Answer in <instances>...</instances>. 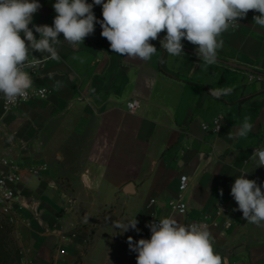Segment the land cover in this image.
<instances>
[{"label":"crops","instance_id":"obj_1","mask_svg":"<svg viewBox=\"0 0 264 264\" xmlns=\"http://www.w3.org/2000/svg\"><path fill=\"white\" fill-rule=\"evenodd\" d=\"M38 2L33 24L52 26L56 0ZM93 12L103 20L101 5ZM258 14L249 11L221 34L217 63L206 69L187 40L184 56L167 54L160 44L165 33L150 41L158 52L149 61L114 53L99 23L77 49L64 41L58 45L60 59L46 60L31 75L34 85L49 89L46 98L31 102L49 105V118L37 134L41 144L34 147L36 163L47 170L40 176L24 173L20 181L26 206L12 232L21 260L136 264L127 238L141 239L150 217L185 224L211 213L221 200L233 217L226 229L209 228L214 250L230 264H264V223L245 221L231 196L236 176L244 171L247 179L264 185V167L255 168L250 159L254 149L264 148V28L253 22ZM217 87L233 91L215 98L209 90ZM131 99L138 104L128 111ZM216 116L223 123L211 132ZM245 117L252 131L228 139ZM8 150L0 147L10 155ZM182 174L188 184L179 190ZM150 198L156 202L146 206ZM171 199L185 202L186 213L170 210ZM134 218L139 231L122 233L117 227Z\"/></svg>","mask_w":264,"mask_h":264},{"label":"clouds","instance_id":"obj_2","mask_svg":"<svg viewBox=\"0 0 264 264\" xmlns=\"http://www.w3.org/2000/svg\"><path fill=\"white\" fill-rule=\"evenodd\" d=\"M94 5L102 6V21L97 20ZM40 7L38 0H0V94L9 101L25 97L34 85L25 70L40 62L33 52L58 61V45L64 41L77 49L94 33L96 23L110 49L128 60H151L158 51L150 41L165 33L160 44L167 54L184 56L182 41L187 40L196 46V55L205 69L217 63L218 49L223 47L221 34L239 24L238 20L246 18L249 11L259 13L253 16V22L264 28V0H56L52 26L33 24ZM30 53L33 60L28 63ZM54 87H61V82ZM232 91L230 87H217L209 94L220 98ZM253 127L250 117H245L234 132L228 133V139L247 137ZM250 159L255 168L264 167V148L254 149ZM248 173L236 176L231 196L244 220L260 226L264 223V185L247 179ZM137 224L134 218L117 227L122 233L139 231ZM147 226L150 239L127 238L130 251L136 253V264H229L227 256L214 250V237L205 224L186 225L174 217H163Z\"/></svg>","mask_w":264,"mask_h":264},{"label":"built area","instance_id":"obj_3","mask_svg":"<svg viewBox=\"0 0 264 264\" xmlns=\"http://www.w3.org/2000/svg\"><path fill=\"white\" fill-rule=\"evenodd\" d=\"M234 26V25H231ZM47 54L40 58V62L35 64L33 67H26L25 70L30 73V75H36L40 69L43 67L44 62L48 60L46 58ZM33 60L32 56H29L28 63ZM49 89L41 85H33L25 97L17 99L15 101L7 100L2 94L0 96V108L2 110H10L22 104L31 103L35 100H41L48 96ZM138 101L136 99H131L127 101L126 108L128 111H133L137 106ZM223 121L221 116H216L213 119V125L210 129L211 132H216L221 127ZM202 129H207L205 123L201 124ZM47 170V166L44 163H30L25 164L21 159L14 155H8L6 153L0 152V217L4 218L6 221L12 224V226L19 220L20 210L26 206L22 190L20 187V181L24 173H28L34 176H40L43 172ZM188 184V177L186 175L179 176L178 188L183 190ZM154 198H150L146 206L155 203ZM167 207L175 212L185 214L187 211V205L180 199H171L166 203ZM232 213L225 201H218L214 205L213 211L211 213H206L197 219H192L187 221L185 224L197 223L205 224L209 228L226 229L232 224ZM160 220L159 218L152 216L147 221V225ZM151 231L147 226V231L142 235L141 239H150ZM21 264H27L25 261L21 260ZM230 264V263H229Z\"/></svg>","mask_w":264,"mask_h":264},{"label":"rangeland","instance_id":"obj_4","mask_svg":"<svg viewBox=\"0 0 264 264\" xmlns=\"http://www.w3.org/2000/svg\"><path fill=\"white\" fill-rule=\"evenodd\" d=\"M48 107L45 102H35L7 111L0 108V147L27 163L40 161L34 147L41 144L42 137L37 134L47 122L44 117L49 118ZM12 230L0 249V264H21V252Z\"/></svg>","mask_w":264,"mask_h":264},{"label":"trees","instance_id":"obj_5","mask_svg":"<svg viewBox=\"0 0 264 264\" xmlns=\"http://www.w3.org/2000/svg\"><path fill=\"white\" fill-rule=\"evenodd\" d=\"M11 227V223L0 217V249H2L4 241H6L7 237L9 236V233L12 230Z\"/></svg>","mask_w":264,"mask_h":264},{"label":"water","instance_id":"obj_6","mask_svg":"<svg viewBox=\"0 0 264 264\" xmlns=\"http://www.w3.org/2000/svg\"><path fill=\"white\" fill-rule=\"evenodd\" d=\"M126 191H128V188H126Z\"/></svg>","mask_w":264,"mask_h":264}]
</instances>
